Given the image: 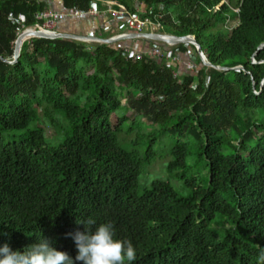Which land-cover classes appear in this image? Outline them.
Wrapping results in <instances>:
<instances>
[{
  "label": "trees",
  "instance_id": "1",
  "mask_svg": "<svg viewBox=\"0 0 264 264\" xmlns=\"http://www.w3.org/2000/svg\"><path fill=\"white\" fill-rule=\"evenodd\" d=\"M61 2L67 14L113 2L165 34L194 36L212 65L244 70L206 67L193 45L172 47L179 62L171 63L134 61L113 45L35 37L21 42L14 62L18 37L38 31L48 1L0 0V58L7 60L0 61V247L23 252L44 238L83 264L69 234L91 218L111 222L114 238L132 243L131 264H260L264 135L256 140L253 130L264 131L254 116L264 115V0ZM96 35L107 38L102 29ZM123 106L175 137L169 172L187 169L189 156L205 163L202 173L178 177L186 195L161 179L139 190L152 142L142 153L120 144L132 116L117 114ZM54 111L68 122L55 145L42 124L56 126ZM7 131L24 134L6 141ZM152 131L146 138L154 141ZM224 140L232 153H222Z\"/></svg>",
  "mask_w": 264,
  "mask_h": 264
},
{
  "label": "rangeland",
  "instance_id": "2",
  "mask_svg": "<svg viewBox=\"0 0 264 264\" xmlns=\"http://www.w3.org/2000/svg\"><path fill=\"white\" fill-rule=\"evenodd\" d=\"M54 1V0H53ZM56 2L58 0H55ZM54 1V4L48 8L49 11H58L57 10V5ZM230 1V0H226ZM235 1V0H233ZM104 7L106 8L105 10H99V14L96 15V18L93 17V15H85V17H71V15L67 14L62 11L58 12H63L65 13V19L57 24V26H67L68 30H63L61 28L60 30L62 32H56L53 31L54 33H71V35H81V36H93L97 37L95 30V26H93V20L96 19V24H101L104 26V34L107 35V38L102 39V40H107L111 38H115L118 36H123L126 34H134L129 32L126 27H125V18H119L121 21L116 22L114 21V15H113V4H110L108 2L102 3ZM104 15V17H102ZM99 19V20H98ZM236 20H232L230 22V27H235L237 25ZM89 25V26H88ZM96 28V27H95ZM35 31V30H34ZM25 32V31H24ZM95 32V34L93 33ZM162 33V30H160L157 26H154L153 28H148L145 30L144 34H159ZM28 37H26L27 39ZM98 38V37H97ZM136 44V50L139 52L145 51L150 49L151 45L153 44H158L157 42H148L145 40H134L132 43ZM78 44H85L87 46H92V45H98V46H104V44L100 43H85V42H75ZM129 43H131V40H126L120 43H117L113 45V47H117L119 49H127L129 47ZM151 43V45H150ZM168 47V46H167ZM169 48V47H168ZM188 67V66H187ZM189 70H193L192 68H187ZM118 115L123 116H131V120L124 123L122 133L119 135V141L120 144L128 149H135L139 152H143L146 150L147 145L149 142L151 143L152 147V154L151 157L149 158V163L144 164L142 168V174L139 178V190L142 191L149 187V185L152 183L153 180L155 179H161L164 181L170 182V184L173 186V188L179 192L180 194L186 195L188 193L187 189H184L182 187V182L178 179V177L184 175L188 176L191 172L197 174V172L202 173V166L205 165L203 161L198 160L197 157L195 156H189L186 160L187 164V169L184 170H176L173 172H169L167 169V166L169 162L172 160L171 156V149L173 147V144L175 142V137L169 132V130L161 131L162 125H154L147 120V119H142L140 116L136 115L132 110L128 109L126 106H123L118 112ZM54 120L56 121V126H54L53 122H50L46 118L42 119V124L43 127L46 130V138L48 143L50 144H58L60 141L64 138L66 131H68V122L64 118V115L60 111H54ZM255 121L257 125H264V115L260 112H255ZM136 122V127L138 129L132 131V123ZM35 127V124H31L29 129H32ZM152 131L154 136H156V139L152 141V138H146L149 134V132ZM24 132H1V136L6 141H12L15 139H18ZM264 135V131H258V130H253V136L256 140L260 139ZM230 139L237 140L238 137L235 135H231L229 137ZM234 145L237 144L236 142L233 143ZM222 153L224 154H230L233 152V148L231 145L228 143L227 140H224L222 144ZM218 220V219H217Z\"/></svg>",
  "mask_w": 264,
  "mask_h": 264
},
{
  "label": "clouds",
  "instance_id": "3",
  "mask_svg": "<svg viewBox=\"0 0 264 264\" xmlns=\"http://www.w3.org/2000/svg\"><path fill=\"white\" fill-rule=\"evenodd\" d=\"M80 222L84 223L85 230L69 234L77 248L76 261H82L83 264H131L136 259V251L130 241L114 238L111 222L98 226L91 218L77 221ZM259 262L264 264V251L260 253ZM0 264H74V260L67 252L57 250L43 238L23 252L13 251L8 244H4L0 247Z\"/></svg>",
  "mask_w": 264,
  "mask_h": 264
},
{
  "label": "water",
  "instance_id": "4",
  "mask_svg": "<svg viewBox=\"0 0 264 264\" xmlns=\"http://www.w3.org/2000/svg\"><path fill=\"white\" fill-rule=\"evenodd\" d=\"M48 33L42 31H23V33L18 37L16 42V50H15V57L14 62H16L19 58L20 52V45L21 42L25 40L26 37H35L38 39H47V40H68L71 42H85V43H100L106 46L115 45L117 43L126 41V40H145L148 42H157L158 46L161 48H165L167 46H176L179 44H186V45H193L203 62V65L206 67L214 68L219 71H231V70H244L243 67L238 66L235 68H224L220 66H214L210 62H208L205 54H203L199 43L197 42L194 36L188 35L184 37H177L170 34L159 33V34H129L127 36H118L115 38L102 40L97 37L93 36H81V35H71V34H60V33H53V36H47ZM264 48V44L260 45L258 51ZM0 61L6 62L7 60L0 58Z\"/></svg>",
  "mask_w": 264,
  "mask_h": 264
},
{
  "label": "built area",
  "instance_id": "5",
  "mask_svg": "<svg viewBox=\"0 0 264 264\" xmlns=\"http://www.w3.org/2000/svg\"><path fill=\"white\" fill-rule=\"evenodd\" d=\"M110 4H113L112 6H114L113 2H108ZM238 11V10H235ZM99 10L96 9L95 6H92L88 11H79V10H74L71 13H69V15H71V17H85V15H93V17H96L97 14H99ZM113 14L115 15L116 18H125L126 22H125V27L126 29L134 34H144L145 30H147L148 28H153L154 26H157L160 30L161 27L160 25H156L151 23L148 20H142L139 17H127V15H125L123 9L122 11H117L114 10ZM65 13L63 12H58V11H44L40 14L37 15V20L39 22L42 23L41 26H38V31H42L45 33H48L47 36H53V31L56 28L57 24L61 21H63L65 19ZM26 31H34V29H28ZM129 34L123 35V36H127ZM169 47V48H168ZM165 48H161L160 46H158L157 44H154L152 47H150V49L139 52L137 50H133L131 48L127 49H123L124 50V55H129L134 61L140 60L143 55H145L148 58L151 59H158V58H165L168 61H170L171 63H178L179 60L178 58L174 57L170 51V49L174 46H168ZM192 54L190 53V56ZM199 56V55H198ZM200 58V57H199ZM13 62V61H12ZM189 66H191V64H188Z\"/></svg>",
  "mask_w": 264,
  "mask_h": 264
},
{
  "label": "crops",
  "instance_id": "6",
  "mask_svg": "<svg viewBox=\"0 0 264 264\" xmlns=\"http://www.w3.org/2000/svg\"><path fill=\"white\" fill-rule=\"evenodd\" d=\"M47 1H48V8H49V7H51L54 4V1L55 0L54 1L53 0H47ZM55 3L57 5V7H58L57 10L58 11H62L63 9H62V2H61V0H58L57 2L55 1ZM113 19L116 22L121 21V19L116 18L115 15H114V18ZM93 22H94L93 23V26H95L96 28L94 27V29H92V30H95L96 34H98L101 29H104V26H102L101 24H96V19H94ZM61 28H63V30H68V27L67 26H62ZM66 32H67V34H69L68 31H66ZM95 32H93V33L95 34ZM135 46H136V44L134 42L132 43V41H131V43H129V47L131 49L136 50L137 48ZM184 59H185V66L187 67L188 66L187 63H186L187 58L184 57ZM177 67L180 68V69L182 67L184 68L183 64H180V66L177 65Z\"/></svg>",
  "mask_w": 264,
  "mask_h": 264
},
{
  "label": "bare ground",
  "instance_id": "7",
  "mask_svg": "<svg viewBox=\"0 0 264 264\" xmlns=\"http://www.w3.org/2000/svg\"><path fill=\"white\" fill-rule=\"evenodd\" d=\"M124 10V9H123ZM114 11V10H113ZM101 13V12H100ZM102 17H104V15H102ZM96 18V17H95ZM132 18V17H131ZM142 19V18H141ZM37 20V19H36ZM152 23V22H151ZM57 27V26H56ZM26 31V30H25ZM55 31V30H54ZM54 33V32H53ZM145 33V32H144ZM26 39V38H25Z\"/></svg>",
  "mask_w": 264,
  "mask_h": 264
}]
</instances>
